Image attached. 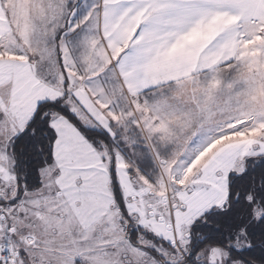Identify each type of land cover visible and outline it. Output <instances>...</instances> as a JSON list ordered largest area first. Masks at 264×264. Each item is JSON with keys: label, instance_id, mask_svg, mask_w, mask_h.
Segmentation results:
<instances>
[{"label": "snow or ice", "instance_id": "obj_1", "mask_svg": "<svg viewBox=\"0 0 264 264\" xmlns=\"http://www.w3.org/2000/svg\"><path fill=\"white\" fill-rule=\"evenodd\" d=\"M0 264H264V0H0Z\"/></svg>", "mask_w": 264, "mask_h": 264}]
</instances>
